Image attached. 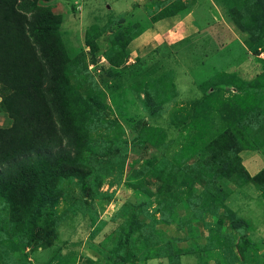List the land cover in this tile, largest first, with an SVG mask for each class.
Listing matches in <instances>:
<instances>
[{"label": "rangeland", "instance_id": "obj_1", "mask_svg": "<svg viewBox=\"0 0 264 264\" xmlns=\"http://www.w3.org/2000/svg\"><path fill=\"white\" fill-rule=\"evenodd\" d=\"M243 1L40 2L95 107L90 146L122 152L92 168L94 197L63 182L50 246L0 239L8 264H264V30L233 23Z\"/></svg>", "mask_w": 264, "mask_h": 264}, {"label": "trees", "instance_id": "obj_2", "mask_svg": "<svg viewBox=\"0 0 264 264\" xmlns=\"http://www.w3.org/2000/svg\"><path fill=\"white\" fill-rule=\"evenodd\" d=\"M41 1L0 0V109L11 119L0 126V239L21 250L52 244L64 181L76 179L86 198L94 197L92 168L122 152L113 140L99 152L90 146L85 122L95 107L80 105L59 32L61 17ZM232 10L240 29L249 24L264 30V0H244ZM108 58L116 65L124 59ZM118 258L125 261L124 254ZM8 260L0 250V264Z\"/></svg>", "mask_w": 264, "mask_h": 264}, {"label": "crops", "instance_id": "obj_3", "mask_svg": "<svg viewBox=\"0 0 264 264\" xmlns=\"http://www.w3.org/2000/svg\"><path fill=\"white\" fill-rule=\"evenodd\" d=\"M196 12H197V11H196ZM192 14H193L192 16L195 15V16L193 17V18L195 19V17H196L195 12L192 13ZM185 24H186V23H185L184 21L181 20V21H179L178 23H176L174 27H176V28H177V27L181 28V27L184 26ZM171 31H172V27H171L170 29H168V32H169V33H170ZM150 33H152V35H155V37H154L155 39H159L160 36H162V35H161V31H159L158 34L155 33V32H150ZM150 35H151V34H150ZM165 35H166V34H165ZM182 36H183V35H182Z\"/></svg>", "mask_w": 264, "mask_h": 264}]
</instances>
